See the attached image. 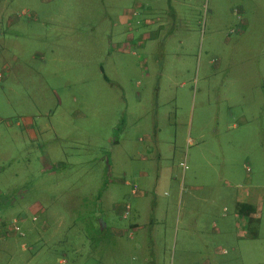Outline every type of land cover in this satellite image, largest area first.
Returning <instances> with one entry per match:
<instances>
[{
  "label": "rangeland",
  "instance_id": "rangeland-1",
  "mask_svg": "<svg viewBox=\"0 0 264 264\" xmlns=\"http://www.w3.org/2000/svg\"><path fill=\"white\" fill-rule=\"evenodd\" d=\"M263 83L264 0H0V186L62 217L52 264H264Z\"/></svg>",
  "mask_w": 264,
  "mask_h": 264
},
{
  "label": "crops",
  "instance_id": "crops-1",
  "mask_svg": "<svg viewBox=\"0 0 264 264\" xmlns=\"http://www.w3.org/2000/svg\"><path fill=\"white\" fill-rule=\"evenodd\" d=\"M142 21H144L143 24H145L143 27H146L149 23H151L152 20L148 16H146ZM146 37H148V35H146ZM142 39L143 37L141 35V37H139L138 40H135V42L133 43L145 46L146 44L144 42L140 44L142 42ZM127 40L131 42L130 40H132V38L130 37ZM118 47L119 50L122 48L125 49L126 45L120 44L118 45ZM28 121L29 122L27 123H30V125H32L30 120ZM25 132L32 139L38 138L37 132L31 127L25 128ZM46 165L49 166L48 163ZM5 168H9V166ZM0 173H5L4 167H0ZM14 175H17V173H15ZM166 177L168 176H163L159 172L157 182L154 184L151 190L154 195L161 183H163V185H169L170 180L167 181ZM170 179L173 180V176H170ZM246 179L247 181H249V176ZM4 181L5 186H0V233L4 232L5 224H7L12 218H16L21 230L23 231V235L21 236L12 231L6 233L3 238H0V262L1 260H6L5 257L7 254L9 256L7 257L8 261H12L14 259V261H16V263L18 264H52L50 263V256L47 255L46 252L43 254V252L45 251L43 247L48 246V244L43 246L41 245L53 238H56V230L62 229V225L64 224L62 217L58 215L57 210L50 209L48 207L50 206V203H48L47 206H44V204H42L43 202L40 201L38 197L31 198L29 191L32 189L30 188V186L32 185L26 184L23 178L22 180L16 181L14 183L13 178L4 177ZM143 183L145 182L143 181ZM237 187H240V185H238ZM138 192L139 190L137 189L135 195H137ZM35 196L36 195H34L33 197ZM262 196L263 195H261L250 186H244L242 189L233 193L232 201L234 213L235 216L238 217V219L236 218L237 220L235 219V223L236 221H238L239 224L242 225L243 229V232L238 236L239 238H248V241L250 242H253L257 239V226L259 221L258 200L262 198ZM156 203L157 202L154 200L152 204L156 205ZM237 203L247 204L253 208V211L248 214L250 222L247 221V218L244 214L242 216L237 215L235 210V206ZM141 207H143V203L141 204ZM141 207L139 211H137V209L135 208V215H139V213L141 212ZM130 211L131 206L129 209V213ZM149 224H152L151 219L149 221ZM130 227H132L133 229H138L140 228V225L138 224L137 220L133 219V221L130 223ZM61 241L63 242L64 240L61 239ZM19 251H23V253H19ZM16 263L14 262L13 264ZM8 264H10V262ZM57 264H80V256L76 254L73 258H70L69 261L63 257H59L57 260ZM142 264H152L151 258L145 259Z\"/></svg>",
  "mask_w": 264,
  "mask_h": 264
},
{
  "label": "built area",
  "instance_id": "built-area-1",
  "mask_svg": "<svg viewBox=\"0 0 264 264\" xmlns=\"http://www.w3.org/2000/svg\"><path fill=\"white\" fill-rule=\"evenodd\" d=\"M244 168L248 170L247 167H244ZM130 192L132 194H135L137 192L136 186H133ZM129 209H130V204H125L124 209H123V214H122L123 218H126L128 216ZM12 231L21 236L23 235V231L21 230L18 224V220L16 218H12L7 224H5L4 232L0 234V238H3L6 233H9Z\"/></svg>",
  "mask_w": 264,
  "mask_h": 264
},
{
  "label": "trees",
  "instance_id": "trees-1",
  "mask_svg": "<svg viewBox=\"0 0 264 264\" xmlns=\"http://www.w3.org/2000/svg\"><path fill=\"white\" fill-rule=\"evenodd\" d=\"M247 209V210H245ZM235 210L238 216H242L243 214L246 216L247 221L250 222V218H248V214L253 211V208L247 204L237 203L235 206Z\"/></svg>",
  "mask_w": 264,
  "mask_h": 264
}]
</instances>
